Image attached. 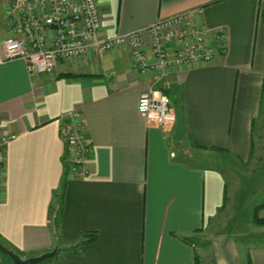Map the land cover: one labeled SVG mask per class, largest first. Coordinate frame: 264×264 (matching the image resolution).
<instances>
[{
  "label": "crops",
  "instance_id": "crops-1",
  "mask_svg": "<svg viewBox=\"0 0 264 264\" xmlns=\"http://www.w3.org/2000/svg\"><path fill=\"white\" fill-rule=\"evenodd\" d=\"M97 2L99 38L192 12V24L225 30L224 51L148 73L122 47L49 73L0 62V132L16 134L6 145L0 245L22 258L55 249L45 264H243L233 236L213 227L229 200L227 168H251L264 181V0ZM5 17L0 0V59ZM152 88L170 97L175 115L180 105L182 138L173 137L176 120L156 124L138 112ZM70 112L89 147L82 176L60 134ZM247 251L251 264H264V243ZM11 263L0 248V264Z\"/></svg>",
  "mask_w": 264,
  "mask_h": 264
},
{
  "label": "built area",
  "instance_id": "built-area-1",
  "mask_svg": "<svg viewBox=\"0 0 264 264\" xmlns=\"http://www.w3.org/2000/svg\"><path fill=\"white\" fill-rule=\"evenodd\" d=\"M100 15L97 0H6L8 34L2 40L4 56L0 62L22 59L28 73H49L61 61L81 58L92 50L105 52L122 47L134 66L148 73L209 63L224 51L225 30L192 24V12L109 38L98 37ZM137 109L156 124L170 125L176 120L170 97L159 88L143 92ZM67 116L60 134L69 148L73 173L82 176L89 147L82 135L79 114L70 112ZM15 137V133L0 132V194L5 180L6 145Z\"/></svg>",
  "mask_w": 264,
  "mask_h": 264
},
{
  "label": "rangeland",
  "instance_id": "rangeland-1",
  "mask_svg": "<svg viewBox=\"0 0 264 264\" xmlns=\"http://www.w3.org/2000/svg\"><path fill=\"white\" fill-rule=\"evenodd\" d=\"M186 147L185 150L189 151V145ZM218 167L222 170L225 169L220 165ZM234 168L233 171H230L232 167H229V171H227L228 168L226 170L229 200H227L224 210L216 215L213 230L233 236L239 249L246 251L253 244L264 243V224L253 221L256 204L264 201V181L259 180L262 178L258 176H248V174L251 175V168L239 166ZM258 216H264V212L260 209ZM53 258H46L38 264H45Z\"/></svg>",
  "mask_w": 264,
  "mask_h": 264
},
{
  "label": "water",
  "instance_id": "water-1",
  "mask_svg": "<svg viewBox=\"0 0 264 264\" xmlns=\"http://www.w3.org/2000/svg\"><path fill=\"white\" fill-rule=\"evenodd\" d=\"M184 136V124H183V112L179 104H176V128L173 134L175 139H180ZM0 248L10 257L13 264H38L53 256L56 250L48 251L36 256H31L28 258H22L12 250L0 245Z\"/></svg>",
  "mask_w": 264,
  "mask_h": 264
},
{
  "label": "trees",
  "instance_id": "trees-1",
  "mask_svg": "<svg viewBox=\"0 0 264 264\" xmlns=\"http://www.w3.org/2000/svg\"><path fill=\"white\" fill-rule=\"evenodd\" d=\"M201 148H203V147H201ZM211 148H215V147H211ZM262 208H264V202L262 204L257 205L255 207L254 214H253L254 215L253 216V221L256 222V223H259V224H264V216H262V217L258 216L259 209H262ZM88 240H90V239H84L81 243L86 242ZM239 251H240V255L242 257L243 264H251V259L249 257L248 251L247 250L245 251V250H243L241 248L239 249ZM58 252L59 251H57V254H58ZM11 264H13V263H11Z\"/></svg>",
  "mask_w": 264,
  "mask_h": 264
}]
</instances>
